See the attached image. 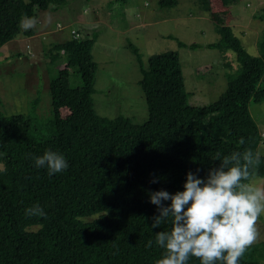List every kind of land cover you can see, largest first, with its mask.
Masks as SVG:
<instances>
[{
    "label": "trees",
    "instance_id": "obj_1",
    "mask_svg": "<svg viewBox=\"0 0 264 264\" xmlns=\"http://www.w3.org/2000/svg\"><path fill=\"white\" fill-rule=\"evenodd\" d=\"M65 2L0 0V48L34 35L32 28L21 29L22 18L36 20L39 12L56 11ZM197 3L210 11L207 0ZM176 5L177 0L158 2L161 9ZM255 18L264 21V8ZM215 29L219 40L206 48L232 52L238 70L227 75L218 99L202 107L188 104L177 53L150 56L144 67L137 48L128 46L139 66L147 110L143 121L95 111V34L51 45L50 62L62 58L64 67L55 77L51 73V116H7L0 109V264H155L162 257L154 235L169 231L171 224L152 228L159 213L150 194L183 191L188 172L199 169L203 179L219 166L217 152L223 157L251 149L255 154L261 142L249 104L264 102V34L258 55L252 56L230 27L218 23ZM60 109L68 114L61 116ZM47 151L64 155L68 169L50 177L46 168H37L35 158ZM260 157L252 178L264 177ZM37 204L46 218L25 215ZM240 264L259 263L244 256Z\"/></svg>",
    "mask_w": 264,
    "mask_h": 264
},
{
    "label": "rangeland",
    "instance_id": "obj_2",
    "mask_svg": "<svg viewBox=\"0 0 264 264\" xmlns=\"http://www.w3.org/2000/svg\"><path fill=\"white\" fill-rule=\"evenodd\" d=\"M112 1L66 0L56 11L38 13L32 38L22 36L0 48V109L5 115L51 116V73L64 67L62 58L51 63L47 51L69 40L72 30L81 39L96 35L91 55L97 66L93 94L97 114L99 109L104 116L122 114L140 121L146 119L147 110L138 85L139 66L129 45L137 48L144 67L150 56L177 53L188 104L195 107L216 101L226 89L227 75L238 70L232 52L206 48L219 40L218 23L231 28L248 54L259 53L264 21L255 15L264 8V0H207L209 12L197 0H177L176 6L163 9L160 0H127L123 6ZM179 43L198 48L190 50ZM25 45L32 58L26 55ZM249 113L261 134L257 151L264 157V102L250 103ZM59 114L65 116L68 110L60 109ZM251 183L264 188V177H254ZM259 227L261 240L245 256L264 264V217Z\"/></svg>",
    "mask_w": 264,
    "mask_h": 264
},
{
    "label": "clouds",
    "instance_id": "obj_3",
    "mask_svg": "<svg viewBox=\"0 0 264 264\" xmlns=\"http://www.w3.org/2000/svg\"><path fill=\"white\" fill-rule=\"evenodd\" d=\"M36 23L33 18H22L21 27L27 30ZM70 32L72 37V32L77 34ZM24 47L32 58L29 46ZM239 144L244 145L245 140L241 138ZM214 161L219 166L211 168L206 178H199V169L196 173L188 172L183 191L150 194V203L159 213L153 217L152 228L171 224L169 231L154 235L156 246L163 250L155 264H189L192 258L199 260V264H240L248 250L261 240L264 188L251 183L261 164L260 153L247 149L222 157L217 152ZM35 165L46 168L50 177L69 167L65 156L54 151L36 157ZM167 201L170 204L165 205ZM25 215L46 218L39 204L26 209ZM152 246L153 241L149 240L147 247Z\"/></svg>",
    "mask_w": 264,
    "mask_h": 264
},
{
    "label": "built area",
    "instance_id": "obj_4",
    "mask_svg": "<svg viewBox=\"0 0 264 264\" xmlns=\"http://www.w3.org/2000/svg\"><path fill=\"white\" fill-rule=\"evenodd\" d=\"M72 35H74L75 38H78V34H76L75 32H72Z\"/></svg>",
    "mask_w": 264,
    "mask_h": 264
}]
</instances>
